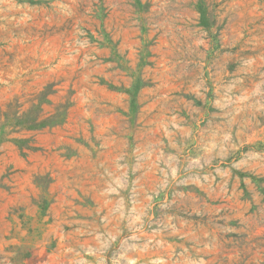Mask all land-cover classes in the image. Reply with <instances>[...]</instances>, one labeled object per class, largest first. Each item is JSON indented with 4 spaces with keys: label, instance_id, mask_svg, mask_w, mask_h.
Returning <instances> with one entry per match:
<instances>
[{
    "label": "rangeland",
    "instance_id": "374dc122",
    "mask_svg": "<svg viewBox=\"0 0 264 264\" xmlns=\"http://www.w3.org/2000/svg\"><path fill=\"white\" fill-rule=\"evenodd\" d=\"M0 264H264V0H0Z\"/></svg>",
    "mask_w": 264,
    "mask_h": 264
}]
</instances>
